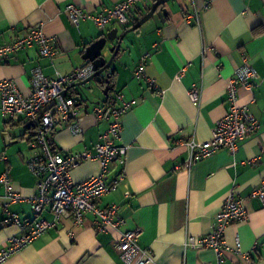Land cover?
I'll list each match as a JSON object with an SVG mask.
<instances>
[{
  "label": "crops",
  "instance_id": "1",
  "mask_svg": "<svg viewBox=\"0 0 264 264\" xmlns=\"http://www.w3.org/2000/svg\"><path fill=\"white\" fill-rule=\"evenodd\" d=\"M121 1L0 0V46L40 26L53 38L56 50L52 58L40 57L35 46L17 53L0 63V81H14L27 96L34 68L50 78L70 74L84 64L82 56L89 44L115 29L120 36L130 27L111 22L101 33L91 21H81L76 28L65 6L74 4L96 14ZM156 1L138 4L130 21L139 20ZM206 2H170L163 22L155 16L124 37L122 52L112 64L108 96L121 93L126 100H136V105L124 115L116 142L126 148L123 164L115 161L108 167L107 182L119 174L123 180L98 204L117 205L124 225L118 231L102 233L95 232L90 214L81 226L64 217L2 264H123L115 241L119 232L135 230L139 232L138 246L152 251L154 264H212L210 249L186 248L185 241L189 236L202 238L211 233L215 217L231 193L241 201L246 220L225 229L224 264H264V202L253 195L256 190L264 191V0ZM195 10L198 25L191 18ZM146 53L150 58L145 74L157 90L133 78ZM104 55L109 57L107 52ZM245 63L256 71L257 79L251 91L239 90V103L249 106L259 123L258 131L239 142L234 155L221 150L185 168V142L210 139L216 122L226 113L227 81ZM88 86L92 89L86 97L75 96L81 104L82 136L75 137L63 127L55 129L51 142L57 150L93 152L106 130V123L96 121L92 106L102 104L108 96L97 84H85ZM192 86L199 88L196 103L188 96ZM74 88L77 93L79 88ZM31 137L28 122L21 118L5 121L0 113V153L7 158L0 161V173L8 171L14 190L26 200L37 194L36 178L26 166L34 155ZM97 172L95 162L85 161L73 167L70 175L73 181L82 182ZM3 195L0 186V250L10 236L19 233L17 227L2 222ZM26 200L8 209L22 220L32 221V208ZM39 219L52 221L49 207ZM236 242L249 255L248 263L232 251Z\"/></svg>",
  "mask_w": 264,
  "mask_h": 264
},
{
  "label": "built area",
  "instance_id": "2",
  "mask_svg": "<svg viewBox=\"0 0 264 264\" xmlns=\"http://www.w3.org/2000/svg\"><path fill=\"white\" fill-rule=\"evenodd\" d=\"M147 0H123L101 12L91 14L84 12L74 4L65 6V12L71 24L76 28L81 21H91L99 32L103 33L106 26L114 22L120 26L130 23L132 11L138 4ZM194 1V0H192ZM206 5L211 0H206ZM189 18V17H188ZM198 25V14L191 16ZM35 46L42 58H52L55 55L53 38L46 36L40 26H34L11 42L0 46V63L8 61L17 53ZM150 55L144 54L133 72L137 81H145L150 88L157 90L155 83L145 74ZM94 71L87 63L75 68L68 75L56 74L53 78L45 76L39 68L31 71L30 93L24 96L12 80L0 81V113L5 121H15L18 118L30 124L32 137L30 148L34 155L26 161L29 172L36 178L37 194L31 199L23 198L17 193L9 178L8 171L0 173V186L3 188L4 225L15 226L19 233L10 236L0 250V264L20 252L47 230L55 227L64 217L72 219L75 226L83 225L85 215L93 217L95 232L106 233L109 230H119L124 220L119 216V207L109 205L102 207L98 202L114 191L122 182L123 175L119 174L107 182L108 167L117 161L123 164L126 148L116 144L122 133L124 115L136 105V100H126L121 93L108 96L102 104H94L92 112L97 122L106 123V130L93 146V152H64L57 150L51 144V136L55 129L63 127L73 136H82L77 97H66L69 88L88 80ZM257 79L256 71L247 63L237 68L227 81L225 115L216 122L211 131L210 139L205 142L188 140L185 146L188 159L185 168L193 163L211 157L218 151L224 150L234 155L239 148V142L255 134L259 123L250 112L247 104L239 103V90L251 91ZM65 93V95H64ZM192 103L199 98V88L192 86L188 91ZM80 104V106H79ZM0 161H7L0 153ZM95 162L98 165L96 175L82 181H73L70 170L81 162ZM264 202V191L256 190L253 194ZM28 201L31 205L34 219L22 220L18 215L9 211L11 204ZM49 207L52 221L39 219L43 210ZM246 220V212L240 200L230 194L222 203L215 217V223L208 236L196 238L189 236L185 247L195 250L210 249L214 255L212 264H224V252L227 249L224 231L230 224L242 223ZM139 232H119L114 248L118 251L123 264H154V255L149 249H141L137 244ZM244 257L248 263L249 255L241 251L239 242L232 249Z\"/></svg>",
  "mask_w": 264,
  "mask_h": 264
},
{
  "label": "water",
  "instance_id": "3",
  "mask_svg": "<svg viewBox=\"0 0 264 264\" xmlns=\"http://www.w3.org/2000/svg\"><path fill=\"white\" fill-rule=\"evenodd\" d=\"M174 0H157L149 10L129 29L125 30L120 36L117 35V29L109 31L106 34L98 37L94 42L89 44L83 53L82 60L92 65L93 75L86 81L76 84L74 87L79 88V91L76 93L77 97L84 96L86 97V92H90L92 89L91 86L85 87L87 83L97 84L96 79H103L105 83V88L101 90L104 96H108L110 77L112 72V64L114 60L121 54V46L124 37L130 33L141 28L150 19H153L155 16L163 22V17L167 15V10L165 6ZM106 45H109L108 50L109 57L107 58L104 55V49ZM97 87V86H96ZM65 95V93H64ZM80 106V104H79ZM30 126V124H28Z\"/></svg>",
  "mask_w": 264,
  "mask_h": 264
},
{
  "label": "trees",
  "instance_id": "4",
  "mask_svg": "<svg viewBox=\"0 0 264 264\" xmlns=\"http://www.w3.org/2000/svg\"><path fill=\"white\" fill-rule=\"evenodd\" d=\"M137 21H138V19H133V21H130V24H128L127 26H124V27L125 28H129L132 25H134ZM84 64H87V62L84 61ZM110 80H111V77H110ZM96 81H97L98 87H100V89L103 90L105 88V86H106L105 83H104V80L103 79L99 80L97 78ZM73 96H76V90H75L74 86L69 88L67 90V92H66V97H73ZM51 144H52V142H51ZM52 146H53V144H52Z\"/></svg>",
  "mask_w": 264,
  "mask_h": 264
},
{
  "label": "rangeland",
  "instance_id": "5",
  "mask_svg": "<svg viewBox=\"0 0 264 264\" xmlns=\"http://www.w3.org/2000/svg\"><path fill=\"white\" fill-rule=\"evenodd\" d=\"M171 2H173V1H171ZM174 2H177V0H174ZM169 3H168V5H169ZM170 4H172V3H170ZM109 48H110V46L109 45H106V47L104 49V52H107L109 54V52H108ZM98 92L100 93V91H98Z\"/></svg>",
  "mask_w": 264,
  "mask_h": 264
}]
</instances>
